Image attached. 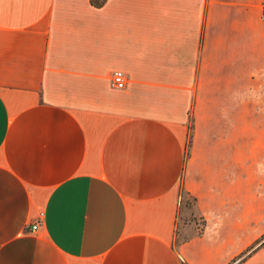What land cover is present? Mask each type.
Wrapping results in <instances>:
<instances>
[{
    "label": "crops",
    "instance_id": "crops-1",
    "mask_svg": "<svg viewBox=\"0 0 264 264\" xmlns=\"http://www.w3.org/2000/svg\"><path fill=\"white\" fill-rule=\"evenodd\" d=\"M182 263L264 264V0H0V264Z\"/></svg>",
    "mask_w": 264,
    "mask_h": 264
},
{
    "label": "rangeland",
    "instance_id": "rangeland-1",
    "mask_svg": "<svg viewBox=\"0 0 264 264\" xmlns=\"http://www.w3.org/2000/svg\"><path fill=\"white\" fill-rule=\"evenodd\" d=\"M192 134V129H191ZM188 141V140H187ZM189 147V145H188ZM187 147V149H188ZM247 152L246 143L240 145V156H245ZM179 217L176 229L175 243L177 244L182 237H188L192 231H199L204 221L198 216L195 209V200L193 196L188 193L183 187L180 188V205ZM184 225V227H183Z\"/></svg>",
    "mask_w": 264,
    "mask_h": 264
},
{
    "label": "built area",
    "instance_id": "built-area-1",
    "mask_svg": "<svg viewBox=\"0 0 264 264\" xmlns=\"http://www.w3.org/2000/svg\"><path fill=\"white\" fill-rule=\"evenodd\" d=\"M111 83L116 88H123L127 83V74L122 69H116L111 74ZM43 217V212L40 211L39 216L36 221L31 224L32 229H36L38 224L41 222Z\"/></svg>",
    "mask_w": 264,
    "mask_h": 264
},
{
    "label": "trees",
    "instance_id": "trees-1",
    "mask_svg": "<svg viewBox=\"0 0 264 264\" xmlns=\"http://www.w3.org/2000/svg\"><path fill=\"white\" fill-rule=\"evenodd\" d=\"M90 1L95 6H100V5H102L104 3L105 0H90ZM191 129H192V122H190V132H189V137H188V145H189V143L191 141ZM182 264H185V263H182Z\"/></svg>",
    "mask_w": 264,
    "mask_h": 264
}]
</instances>
